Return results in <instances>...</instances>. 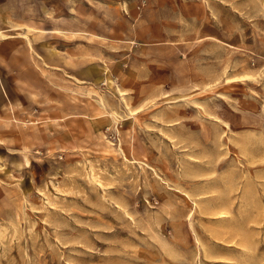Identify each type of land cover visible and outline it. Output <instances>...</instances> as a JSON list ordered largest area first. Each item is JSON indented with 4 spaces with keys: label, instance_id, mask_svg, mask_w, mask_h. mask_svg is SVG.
Wrapping results in <instances>:
<instances>
[{
    "label": "rangeland",
    "instance_id": "1",
    "mask_svg": "<svg viewBox=\"0 0 264 264\" xmlns=\"http://www.w3.org/2000/svg\"><path fill=\"white\" fill-rule=\"evenodd\" d=\"M0 264H264V0H0Z\"/></svg>",
    "mask_w": 264,
    "mask_h": 264
}]
</instances>
